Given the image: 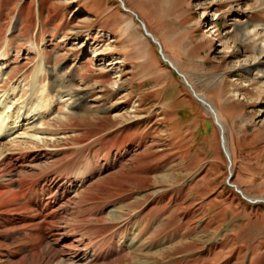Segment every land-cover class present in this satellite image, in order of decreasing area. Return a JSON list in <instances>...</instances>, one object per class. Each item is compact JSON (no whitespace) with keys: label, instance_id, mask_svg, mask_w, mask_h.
<instances>
[{"label":"rangeland","instance_id":"obj_1","mask_svg":"<svg viewBox=\"0 0 264 264\" xmlns=\"http://www.w3.org/2000/svg\"><path fill=\"white\" fill-rule=\"evenodd\" d=\"M262 44L264 0H0V93L14 108L35 81L28 106L53 101L19 176L71 186L70 264H264V73L242 68ZM22 232L0 220V264H31Z\"/></svg>","mask_w":264,"mask_h":264},{"label":"bare ground","instance_id":"obj_2","mask_svg":"<svg viewBox=\"0 0 264 264\" xmlns=\"http://www.w3.org/2000/svg\"><path fill=\"white\" fill-rule=\"evenodd\" d=\"M259 29L243 28L239 31L240 41L246 40V43H252L254 40H258L261 36ZM144 34L147 35L146 33ZM244 38L245 40H242ZM98 55L100 53L97 50H93L91 58ZM0 60H5V58H1ZM173 66L175 65L173 64ZM261 67H264V44L254 46L252 48V55L246 58L244 64H242V68L247 69L248 72L254 75L264 73L263 69L261 71ZM34 78L36 79V75ZM35 85V81L30 84L28 89L30 91L29 99L35 94ZM16 89V87H11L0 93V169L7 176L6 182L0 184V220L6 224L15 223L18 228L24 230V234L22 232L23 240H28L26 246L31 253L29 256L31 264H70V261H73L82 254V249L80 250L73 246L77 238L68 240L67 235H80L84 229L82 225H66L65 222L64 226H60L61 213L63 211L62 204L68 199L71 186L64 180H55L50 176L40 177L33 181L19 176V169L22 167L21 162H27L28 160L27 155L22 156L19 153L27 152L24 149L29 144L35 148L38 147L39 143L43 144L48 140L47 138L43 139L40 137L41 134L39 135V133L42 128L43 118L50 114L51 103L53 101L50 95L47 94L44 97V102L39 104V99L44 90L42 89L38 93L39 95L36 96L38 100L36 99L37 104L35 106H28V99L27 103L16 105L13 108L10 101ZM258 91L264 94V82L258 88ZM195 94L197 93L195 92ZM62 96L58 93L57 99L60 100ZM197 96L199 95L197 94ZM71 98L70 95L69 99ZM80 99L81 97L70 102L69 107L79 106L81 103ZM30 101L32 102V100ZM202 104L205 105L204 103ZM205 106L211 111L212 116L214 114L213 120H216L223 128V124L216 115L214 108L212 106ZM24 107L26 109L23 111ZM217 123L216 125L218 126ZM160 245L163 246L164 244ZM126 247L125 243H118L116 247L105 250L101 255L103 257H111L113 254L120 253L122 248ZM82 257H85V255H82Z\"/></svg>","mask_w":264,"mask_h":264},{"label":"water","instance_id":"obj_3","mask_svg":"<svg viewBox=\"0 0 264 264\" xmlns=\"http://www.w3.org/2000/svg\"><path fill=\"white\" fill-rule=\"evenodd\" d=\"M121 4H122V6H123V2H121ZM124 8V7H123ZM124 10H127V9H125L124 8ZM133 15H135L136 16V14L135 13H133V12H131ZM140 24L142 25V27H143V29H144V31L146 32V29H145V25H144V23L143 22H141L140 21ZM146 34L152 39V41L153 42H155L157 45H159V43L157 42V41H155L153 38H152V36H151V34H149V33H147L146 32ZM159 54H160V57H161V59L178 75V76H180L182 79H183V81H184V83L190 88V90L192 91V93H193V95H194V97L196 98L197 97V99L200 101V102H202V103H204L205 105H207L208 107H209V104L205 101V100H203L202 98H200L199 96H197V94H195V92L193 91V89H192V87H191V85L189 84V82L186 80V78L183 76V74H181V73H179L178 71H177V69L173 66V64L162 54V52H161V49H160V47H159ZM215 122V124L217 123L216 122V120L214 121ZM218 124V123H217ZM218 127L220 128V125L218 124ZM220 130H221V147H222V150H223V153H224V155L226 156V158H227V160L230 162V156H229V154L227 153V151H226V147H225V140H224V138H223V135H222V129L220 128ZM231 179V174L229 173V176H228V179H227V183H228V185H230L231 187H233L234 188V190L238 193V194H240L241 195V197H243L244 199H246L247 201H249V202H259L260 200H250L249 198H247L244 194H243V192L239 189V188H237V186L236 185H234V184H231V183H229V180ZM261 202H263L264 203V200H261Z\"/></svg>","mask_w":264,"mask_h":264}]
</instances>
